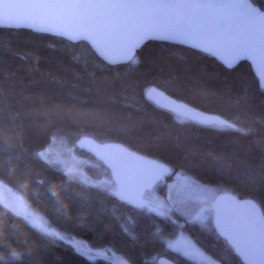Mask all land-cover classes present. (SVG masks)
<instances>
[{
    "label": "snow or ice",
    "instance_id": "obj_1",
    "mask_svg": "<svg viewBox=\"0 0 264 264\" xmlns=\"http://www.w3.org/2000/svg\"><path fill=\"white\" fill-rule=\"evenodd\" d=\"M0 27L57 34L84 46V67L91 66L86 79L71 84L53 76L48 81L53 84V90L42 88L29 95L34 102L33 111L49 118L69 120L81 135L99 133L107 138L124 139L129 147L141 143L145 147L173 151L177 157L173 169L188 174L178 180L194 192H211L198 182V171L207 169L224 178L231 186L230 191L249 197L237 199L226 193L194 200L176 184H169L167 197L159 199L155 193L163 192L161 182L171 179L168 167L148 163L130 177L127 162L140 158L127 148L101 143L93 145V150L111 169L108 190L84 196L72 192L65 184L60 185V194L56 186L46 187L44 195L53 211L67 220L73 219L60 198L63 195L84 216L82 223H76L77 227H86L99 236L116 231L128 249L127 264H138L135 254L153 247H166L193 264H264V203L258 207L255 195L264 192V2L0 0ZM152 40L173 46V55L185 67L189 66L188 57L181 52L189 48L200 56L219 61V73L202 72L189 77L173 73L168 82L198 90L213 104L227 106L228 119L220 120L176 105L173 111L190 122L184 128H177L169 117L142 105L144 93L138 76L143 61L138 49ZM177 43L189 47L177 49ZM246 61L260 68V85L245 73ZM113 65H121L123 71L114 69ZM21 84L15 73L0 81V110L4 113V119L0 120V188L27 180L36 168L57 163L47 159L44 152L29 155L24 150L25 137L32 129L23 123L24 117L11 103ZM18 119L21 123H15ZM189 128H223L234 135L227 144L216 145L210 140H200ZM86 129L90 131L85 132ZM145 130L147 134L140 138ZM68 176L76 180L80 174L69 170ZM53 178L55 173L50 177ZM114 198L129 213L132 209L127 206L132 205L154 215L147 216L145 222L144 216L138 214L140 218L134 217V224H129L124 216L110 215L109 205H116ZM3 207L6 215L22 217L28 232L19 233L14 225L4 222L0 249L6 255H0V264H45V251L58 242L81 256L92 255L90 249L66 234L67 229H53L42 217L27 210L21 197H15ZM186 224L200 225L221 241L223 248L218 255L185 235ZM177 229L183 230L179 237H176ZM13 244L21 250L17 251Z\"/></svg>",
    "mask_w": 264,
    "mask_h": 264
},
{
    "label": "trees",
    "instance_id": "obj_2",
    "mask_svg": "<svg viewBox=\"0 0 264 264\" xmlns=\"http://www.w3.org/2000/svg\"><path fill=\"white\" fill-rule=\"evenodd\" d=\"M260 2H264V0H260ZM83 47L82 44H72L57 37L37 34L28 30L0 28V81L6 79L10 73H15L17 78L22 81L11 103L14 110L24 117L23 123L32 129L25 137L24 150L29 155L32 152H40L54 138H60L69 142L77 141L76 144L82 138H90L97 142L109 141L120 143L134 152L156 160L170 169L169 175L171 177L175 173H180L184 176L188 175L187 173H182L178 168L173 169V163L177 157L171 150L165 148L153 149L145 147L141 143H138L136 147H129L128 142L124 139L107 138L99 133L95 135H81L79 134L80 130L73 127L69 120L57 119L55 117L49 118L39 111H33L34 102L32 99H29V95L39 92L42 88L53 90V84L48 83L53 76L66 80L71 84L86 79V73L91 70V66L87 69L84 67L85 56L83 55ZM172 47L166 43L150 41L145 47L138 50L139 56L143 61L138 76L141 86L140 90L144 93L141 100L142 105L155 113L169 117L170 123L174 124L177 128H184L190 122L181 117L176 111H173L172 107L176 105H184L194 111L201 112L203 115L213 116L220 120L228 119L230 109L227 106L213 104L209 99L202 96L198 90L188 87H177L168 82L169 75L173 73L183 77H189L202 72L219 73L221 71L218 66L219 63L209 56H200L198 53L193 52L192 49H189L181 52V55L188 57L189 66L185 67L184 62L179 61L173 55ZM8 48H11L12 51H5ZM175 48L185 47L175 45ZM112 67L123 71L121 65ZM5 68L8 70L7 72L4 71ZM28 69H31V71L29 72ZM244 71L249 79L256 82L246 62ZM31 81H38L40 83L33 84ZM148 89L160 94L165 99L166 104L170 105H161L152 101L147 97ZM171 105L174 106L171 107ZM3 119L4 113L0 110V120ZM229 122L231 121L229 120ZM15 123H21V120L18 119ZM61 129L63 131H60ZM87 131L90 130L86 129L85 132ZM189 131L194 136L199 137L200 140H210L216 145L227 144L231 136L234 135V133L223 128L215 130L189 128ZM146 134L147 130L142 131L140 138H143ZM8 135L11 136V133H8ZM0 142H2V139H0ZM82 153L84 152L82 151ZM84 155L92 158L89 154L84 153ZM104 170L107 171L101 165L98 168L92 166L86 167V173L92 179L94 178V180L98 179ZM53 173H55V178L50 179ZM198 175V182L202 186L212 189H226L239 198H249L243 193L230 191L231 186L225 183V179L211 170L200 169ZM168 180L171 179L165 178L163 182ZM61 184L67 185L72 192H79L84 196L106 192L94 185H87L77 180L69 179V176L50 165H46L44 169H34L33 174L27 180L20 181L15 185L7 184L3 187L21 197L26 207L37 216L46 220L49 227L58 230L67 229L66 234L71 235V238L81 240L93 249L108 248L127 261L128 249L120 242L116 231H111L105 236H99L96 232L86 227H77L76 223H82L84 216L63 195L60 198L69 208L73 219L67 220L60 213L52 210L48 198L44 195L45 188L56 186V191L60 194ZM160 188L163 189V192L159 190L157 192L161 197L165 198L166 188L164 185H160ZM255 195L256 203L261 206V202L264 203V192H257ZM119 205L120 202L117 200L115 206L109 205L110 215L124 216L129 224H134V217L140 218L138 214L144 216L145 222L148 220L147 216L154 215L153 213H148L146 209H136L128 205L127 207L132 209L129 213L126 209L120 208ZM6 220L10 225L15 226V231L19 233L28 232L23 218L11 216V214L6 215L3 205L0 204V235L4 233L3 224ZM172 227L174 230L175 226ZM183 230L185 231V235L190 238L193 237L206 250L212 252L213 255H218V251L223 248L210 235L209 231L202 229L200 225L186 224ZM183 230L177 229L176 235L180 234ZM12 246L17 251L21 250L16 244ZM0 255H6V253L0 249ZM160 257H165L172 262L175 261V264H193L192 261H189L185 257L177 256L175 252L166 247L163 249L153 247L146 252L141 251L135 254L134 259L138 261V264H157L156 261ZM43 260L45 264H109L103 260H90L85 256H81L73 248L62 242L50 245L43 255Z\"/></svg>",
    "mask_w": 264,
    "mask_h": 264
},
{
    "label": "rangeland",
    "instance_id": "obj_3",
    "mask_svg": "<svg viewBox=\"0 0 264 264\" xmlns=\"http://www.w3.org/2000/svg\"><path fill=\"white\" fill-rule=\"evenodd\" d=\"M147 97L150 98L152 101L158 103V104L168 105V103L166 104L165 99L160 94L156 93L155 91L148 92ZM172 106H174V105H171V107ZM76 142H69V141H66V140H63L60 138H54L40 152H44L47 159L57 162L54 166L53 165H50V166H53V167L59 169L65 175L68 176L69 170H71L73 173L78 172L80 174V177L78 179H76L77 181L84 183V184H87V185H94L97 188H100L104 191H107L108 187H109L108 182L110 181L108 171L104 170L101 172V176L98 179H96V180H94V178L92 179L86 173V167L92 166V167L98 168V167H100L101 164H100V162H98L94 158H88L86 155H84L85 152L82 153V150L78 147V143L76 144ZM78 148L81 151H79ZM182 176H184V175H182L180 173H175L171 177V180L161 182L160 185H164L166 188L165 189V198L168 195L167 185H169V184H176L180 191H182L185 195L191 196L194 200L198 199V198L206 197L210 194V192H208V193H197V192L190 190L187 185L181 183L178 180V177H182ZM203 187L210 189L211 191L214 190L210 187H206V186H203ZM155 195L159 199H165V198L161 197L157 191H156ZM15 197H17V195L12 193L8 189H6L4 187L0 188V204L4 205L5 203H9ZM25 207H26V205H25ZM26 209L29 210L27 207H26ZM179 235L180 234L176 235V237H179ZM176 237H173V239H175ZM73 240L77 243L83 244L85 246V248L91 250L92 255L91 256H85L90 260H103V261L108 262L109 264H127V261L124 258L115 254L114 252H112L108 248L93 249L81 240H78V239H73Z\"/></svg>",
    "mask_w": 264,
    "mask_h": 264
},
{
    "label": "water",
    "instance_id": "obj_4",
    "mask_svg": "<svg viewBox=\"0 0 264 264\" xmlns=\"http://www.w3.org/2000/svg\"><path fill=\"white\" fill-rule=\"evenodd\" d=\"M0 28H4V29H17V28H8V27H0ZM19 29L28 30V31H30V32L37 33V32L31 31V30H29V29H27V28H19ZM37 34H44V35H49V36L57 37V38H60V39H62V40H64V41H66V42H69V43L75 44V43L70 42V41H68L66 38L61 37V36H59V35H57V34H48V33H37ZM152 41H155V42H162V41H159V40H152ZM162 43H165V42H162ZM176 45H177V46H182V47H185V48H188V47H189V46H187V45H184L183 43H177ZM189 49H190V48H189ZM138 50H139V49H138ZM209 57H211V56H209ZM211 58H212V57H211ZM213 59H214V58H213ZM214 60L217 61V62L219 63L218 60H216V59H214ZM246 63L249 65L250 70H251V73H252V75L254 76V78L256 79L257 85H260V84L262 83V82H261V79H260V68L258 67V65L253 64L251 61H246ZM113 66H116V65H113ZM81 141H84V143H81ZM88 141H91L92 143H88ZM101 143L115 144V145H119V146L122 147V148H127V147H125L124 145H122V144H120V143L109 142V141H107V142H97V141H94V140H92V139H90V138H82V139H80L79 142H78V147H79L83 152L89 154L92 158H94L95 160H97L98 162H100V164H101V165H102V166L108 171V174H109V177H110V180H111V179H112V176H111V169H110V168L104 163L103 160H101V159L96 155L95 151L93 150V145H98V144H101ZM127 149H128V148H127ZM128 151L133 152V153L135 154V156H137V157L140 158V159H138V160H129V161L127 162V170H128V173H129V176H130V177H133L134 174H135V172H136V170L142 168L143 166H145V165L148 164V163H152V162H154V163H157V164H161V163H159V162L156 161V160H153V159H151V158L145 157V156H143L142 154H139V153H137V152H134V151H132V150H130V149H128ZM164 166H165V165H164ZM165 167H167V166H165ZM169 174H170V169H169ZM226 193H227V194H230V195H234V194H232L231 192H229V191L226 190V189L217 188V189L212 190L208 196H210V195H212V194L224 195V194H226ZM236 198H237V199H249V198H245V197H241V198H239V197H237V196H236ZM115 199H116L118 202L122 203L121 201H119L118 198H115ZM257 205H258V204H257ZM129 206L135 208V207L132 206V205H129ZM258 207H259V205H258ZM209 233H210V232H209ZM210 235L215 239V241L219 242V243L223 246L222 242L219 241V240H217V239L215 238V236H214L212 233H210ZM156 263H157V264H173V262H172L171 260H169V259H167V258H165V257H160V258H158L157 261H156Z\"/></svg>",
    "mask_w": 264,
    "mask_h": 264
},
{
    "label": "clouds",
    "instance_id": "obj_5",
    "mask_svg": "<svg viewBox=\"0 0 264 264\" xmlns=\"http://www.w3.org/2000/svg\"><path fill=\"white\" fill-rule=\"evenodd\" d=\"M193 238V237H192Z\"/></svg>",
    "mask_w": 264,
    "mask_h": 264
}]
</instances>
